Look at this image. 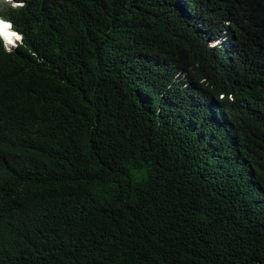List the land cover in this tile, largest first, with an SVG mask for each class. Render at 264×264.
<instances>
[{"label":"trees","instance_id":"16d2710c","mask_svg":"<svg viewBox=\"0 0 264 264\" xmlns=\"http://www.w3.org/2000/svg\"><path fill=\"white\" fill-rule=\"evenodd\" d=\"M18 1L0 264H264V0Z\"/></svg>","mask_w":264,"mask_h":264},{"label":"clouds","instance_id":"9594fccd","mask_svg":"<svg viewBox=\"0 0 264 264\" xmlns=\"http://www.w3.org/2000/svg\"><path fill=\"white\" fill-rule=\"evenodd\" d=\"M1 1H2L1 5L8 4V5H11V6H14V7H23L24 6L18 0H1ZM12 3H16V4L13 5ZM0 25L6 26L7 27V30L8 29H11L12 31H15V33L18 35V38L17 37H14V39H12L11 41H5L4 38L0 34V42H1V45L3 46V48L5 50L8 51L11 48H14L18 43L21 42V34L18 31L14 30L12 28V25H11V22L10 21L2 18L1 16H0ZM225 38H227V33H224V31H222L220 34H218L217 37L211 38L210 40H208V44L210 46H213V45H216V44L221 43V42H226V40H224Z\"/></svg>","mask_w":264,"mask_h":264},{"label":"snow or ice","instance_id":"6c2138e0","mask_svg":"<svg viewBox=\"0 0 264 264\" xmlns=\"http://www.w3.org/2000/svg\"><path fill=\"white\" fill-rule=\"evenodd\" d=\"M0 31L7 32V27L0 25ZM13 35H15V34H13Z\"/></svg>","mask_w":264,"mask_h":264},{"label":"rangeland","instance_id":"374dc122","mask_svg":"<svg viewBox=\"0 0 264 264\" xmlns=\"http://www.w3.org/2000/svg\"><path fill=\"white\" fill-rule=\"evenodd\" d=\"M2 1L0 0V5H1ZM13 5L16 4V3H12Z\"/></svg>","mask_w":264,"mask_h":264}]
</instances>
